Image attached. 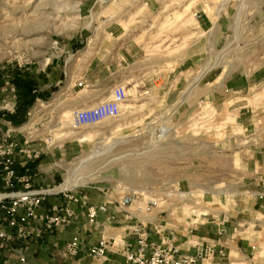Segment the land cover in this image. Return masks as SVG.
Wrapping results in <instances>:
<instances>
[{"label":"rangeland","instance_id":"rangeland-1","mask_svg":"<svg viewBox=\"0 0 264 264\" xmlns=\"http://www.w3.org/2000/svg\"><path fill=\"white\" fill-rule=\"evenodd\" d=\"M111 31L135 39L145 48L144 64L155 75L160 71L168 76L170 85L180 86L179 94L169 97L170 103L185 100L180 115L178 103L164 112L147 107L145 89L132 82L122 116L71 128L75 126L67 115L71 110L66 106L65 76L79 70L84 61L78 59ZM262 70L264 0H0V144L25 138L34 149L38 144L51 150L74 144L79 154L69 160L67 177L78 167L79 180H71V186L104 187L122 199L135 192L133 205L127 207L131 218L125 220L147 227L153 214L148 221L136 210L149 198L158 199V210L172 205L173 226L180 222L192 230L209 216L210 199L205 197L213 187L189 182H199L195 178L201 176L209 183L210 167L200 166L211 157L213 141L232 138L234 151L256 142V124L254 135L239 127L236 108L247 104L256 109L264 103L254 101L261 92L254 78ZM240 72L248 76L249 88L235 93L220 111L214 104L229 94L223 83ZM18 76L32 77L34 93L42 96L35 98L25 121L14 125L6 114L17 111L22 97L14 83ZM162 125L169 133L158 140L149 126ZM84 134L89 136L78 143ZM100 147L101 155L96 154ZM16 158L23 160L22 154ZM239 164L236 154L235 168ZM240 174L234 172L235 179Z\"/></svg>","mask_w":264,"mask_h":264},{"label":"crops","instance_id":"crops-1","mask_svg":"<svg viewBox=\"0 0 264 264\" xmlns=\"http://www.w3.org/2000/svg\"><path fill=\"white\" fill-rule=\"evenodd\" d=\"M145 55V48L140 46L135 39L123 37V34L116 35L114 31L107 32L96 48L78 59L84 61L80 69H74L66 74L64 83L67 108L73 112L95 105L107 99L115 87L129 86L133 82L145 89L147 107L151 106L157 112L159 110L164 112L165 109L168 110L178 103V115H180L181 109H184L185 100L181 104L179 99L177 102L172 99L170 103L169 98L172 92L179 94L180 86L170 85L171 80L160 71L155 75L154 71L144 64ZM193 59L191 58L192 64ZM238 74L233 73L223 83V88H226L229 94L226 93L227 99H223V102L214 104L220 111L235 93L238 94L249 88L248 76L242 72ZM254 79L261 91L254 96V101H262L264 100V70L259 71ZM161 81L163 84L158 88L157 83ZM136 87L133 86L131 90ZM94 92H99V95H94ZM151 95L158 100L149 102L148 97ZM100 97H105V99L99 100ZM235 102L238 104L241 101ZM133 108L132 106L131 109ZM236 110L239 117L237 125L243 130L254 135L253 124H256L255 144L234 151L232 138L221 143L213 141V148L208 151L211 157L201 162L200 166L201 169L210 167L213 178L211 176L209 183H203L202 177L197 176L198 178L195 179L199 182H189L192 186L213 187V192L205 197L210 199L206 201L210 207L209 216L202 218L200 225L192 230H188L185 224L180 222L175 223L177 224L175 227L173 226V213H169L173 208L167 203L162 205L164 206L162 210L157 208L152 212L153 220L148 229L152 241L157 243L173 241L181 247L184 254L195 253L192 248L195 240L205 238L218 242L217 253L210 261L211 264H264V103L256 109L247 104L238 105ZM148 117L147 114L146 118ZM161 127L168 130L163 138L165 139L169 129L166 125ZM159 129V126H149V131L156 134L158 140H162L159 136ZM88 136L89 134L82 135L77 139L78 143L83 142ZM35 149L41 151L40 159L32 166L36 173L34 185L37 188L63 183L70 171L68 169L69 160H73L79 154L77 146L70 143H65L54 150L38 144ZM236 154H240L238 168L234 165ZM18 160L16 158V166L21 169L25 158L23 156V160L20 158ZM77 168H74L73 173ZM234 172H240L241 178L235 179ZM79 186V196L87 199L90 204L96 206L107 205L109 202L112 204L106 212L99 213L97 225L88 224L84 208L80 204H74L76 217L71 225L56 229L43 240L34 239L26 244L27 264H78L79 261L94 264L95 262L86 256V252L102 237L114 238L119 244L117 249L122 248L126 242H134L132 238H127L126 233L133 224V219L125 220L127 216L131 218L127 214L132 213L131 208H118L122 196L105 191L104 187H90L88 184ZM64 202L62 196H51L43 204L41 210L50 211L52 206L62 205ZM221 230H225L222 235ZM75 237L79 238L82 251L76 259L67 258L64 256L65 247ZM222 250L226 257L220 255ZM0 264L21 263L12 259L9 252L0 248ZM103 264H124V258L117 252H110Z\"/></svg>","mask_w":264,"mask_h":264},{"label":"built area","instance_id":"built-area-1","mask_svg":"<svg viewBox=\"0 0 264 264\" xmlns=\"http://www.w3.org/2000/svg\"><path fill=\"white\" fill-rule=\"evenodd\" d=\"M81 85V83H80ZM128 85L115 87L109 97L99 103L73 111L75 128H84L98 124L107 119H116L123 114V107L129 99ZM7 143V144H6ZM27 138L21 141L6 140L0 144V248L16 256L21 264H27L25 246L31 240H43L58 228L72 224L76 217L74 204H80L85 210L87 222L97 225L99 213L106 212L109 205H93L79 196V185L69 189L56 190V186L37 188L34 185L36 173L33 164L40 159L41 151L31 148ZM22 154L25 163L21 169L16 166V156ZM79 180L77 171L73 173ZM72 177V176H71ZM134 195L125 196L118 204L119 209L130 207L134 203ZM51 196H62L65 202L54 205L50 211H42L43 204ZM159 200L149 198L143 208L138 207L139 216L151 221L150 215L159 207ZM150 223V222H149ZM221 230L220 234H224ZM127 238L134 242H126L117 249V241L102 237L86 252L94 264H103L110 252H117L124 258V264H205L210 262L217 253L218 242L213 240H195L192 244L194 254L182 253L181 247L175 242L157 243L151 240L145 222H136L129 227ZM117 249V250H116ZM82 251L78 237L70 241L64 250V256L76 259ZM222 257L225 252L220 251ZM78 264H86L79 261Z\"/></svg>","mask_w":264,"mask_h":264},{"label":"trees","instance_id":"trees-1","mask_svg":"<svg viewBox=\"0 0 264 264\" xmlns=\"http://www.w3.org/2000/svg\"><path fill=\"white\" fill-rule=\"evenodd\" d=\"M20 75V74H19ZM14 83L17 88L21 90L22 97L19 102V106L17 111L14 114H6L8 120L14 125H20L25 121L26 114L28 110L31 108L32 104L35 101V98L42 94L34 93L36 86V82L32 77H17L14 78Z\"/></svg>","mask_w":264,"mask_h":264},{"label":"bare ground","instance_id":"bare-ground-1","mask_svg":"<svg viewBox=\"0 0 264 264\" xmlns=\"http://www.w3.org/2000/svg\"><path fill=\"white\" fill-rule=\"evenodd\" d=\"M127 108V107H126ZM68 115V117L69 116H71L70 118H73V112H70V113H68L67 114ZM66 115V116H67ZM75 128V127H74ZM79 129V128H78ZM159 136L161 137V138H163L166 134H167V129H165L164 127H160V129H159ZM158 136V137H159ZM115 145H117V144H115ZM104 149H103V147H100V148H98V150L96 151V154H102V153H104V151H103ZM108 150V149H107ZM108 151H111V150H108ZM106 153V152H105ZM95 155V154H94ZM94 155H93V157H94ZM87 161H91V159H87ZM77 170H78V168H77ZM76 170V171H77ZM75 179V180H74ZM77 178H76V176L74 177V175H72V179H71V177L70 178H68L67 177V179L65 180V182L60 186V187H58L56 190H61V189H69V188H72V187H74V186H71V184H70V182H71V180H72V182L73 181H76V183H77V180H76ZM69 186H71V187H69ZM135 190V189H134ZM140 217V216H139ZM142 218V217H141ZM143 221V220H142ZM145 221V220H144Z\"/></svg>","mask_w":264,"mask_h":264}]
</instances>
